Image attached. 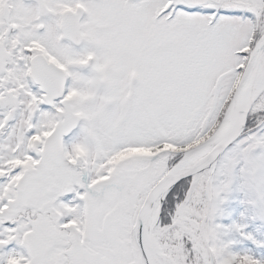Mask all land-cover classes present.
I'll use <instances>...</instances> for the list:
<instances>
[{
  "label": "snow or ice",
  "instance_id": "snow-or-ice-1",
  "mask_svg": "<svg viewBox=\"0 0 264 264\" xmlns=\"http://www.w3.org/2000/svg\"><path fill=\"white\" fill-rule=\"evenodd\" d=\"M264 0H0V264H264Z\"/></svg>",
  "mask_w": 264,
  "mask_h": 264
},
{
  "label": "rangeland",
  "instance_id": "rangeland-1",
  "mask_svg": "<svg viewBox=\"0 0 264 264\" xmlns=\"http://www.w3.org/2000/svg\"><path fill=\"white\" fill-rule=\"evenodd\" d=\"M220 207L222 214L218 215L214 222L229 230L223 238L235 241L231 245L233 251H240L252 243L233 229L235 224L245 225L243 229L245 234L251 235L256 240H264V215L255 216L257 212L252 208L247 194L239 185L234 184L225 194L224 202ZM241 264H251V262L242 260Z\"/></svg>",
  "mask_w": 264,
  "mask_h": 264
},
{
  "label": "trees",
  "instance_id": "trees-1",
  "mask_svg": "<svg viewBox=\"0 0 264 264\" xmlns=\"http://www.w3.org/2000/svg\"><path fill=\"white\" fill-rule=\"evenodd\" d=\"M252 208H253V207H252ZM255 216H256V217H260L261 214H259V213H255Z\"/></svg>",
  "mask_w": 264,
  "mask_h": 264
}]
</instances>
